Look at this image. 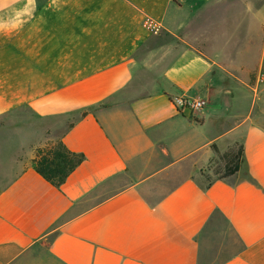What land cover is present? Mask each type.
Returning a JSON list of instances; mask_svg holds the SVG:
<instances>
[{"label": "crops", "instance_id": "0c3cea01", "mask_svg": "<svg viewBox=\"0 0 264 264\" xmlns=\"http://www.w3.org/2000/svg\"><path fill=\"white\" fill-rule=\"evenodd\" d=\"M263 39L264 0H36L0 33V264H264V117L217 137V107L174 101L222 97L259 62L233 67L238 44ZM78 112L62 136L86 160L59 189L34 149ZM238 137L246 177L203 187L212 145Z\"/></svg>", "mask_w": 264, "mask_h": 264}, {"label": "rangeland", "instance_id": "374dc122", "mask_svg": "<svg viewBox=\"0 0 264 264\" xmlns=\"http://www.w3.org/2000/svg\"><path fill=\"white\" fill-rule=\"evenodd\" d=\"M249 17L252 18V15ZM158 36L159 38L162 37L163 41L169 40L168 37L164 35V33H160ZM258 40L260 41L259 38ZM154 44H156V42ZM154 44L147 47L144 52L146 53L150 51ZM244 48L245 50L250 51V53L245 52ZM243 56L249 59L247 62L251 65L254 64L256 60L259 61L258 64H256V68H254L253 72L246 78L241 77V75L239 77L230 76L227 78H220L218 80L219 83H217V88L221 90H231L232 94L228 95L224 93L222 97L212 96L210 99H206L208 106L205 110H209L210 108L214 109L215 107L218 109L217 113L210 120L211 125L215 129V135L217 137L224 136V134L229 129L233 128V126L237 124L238 118L245 117L248 114L253 113V111H256V108L258 109L256 112L260 113L264 117V45L255 44L254 46L249 47L246 45V43H239L237 56L232 58L230 57L233 61V67H237L242 64ZM242 80L247 81L248 85H243ZM241 86L247 87V89L245 90V95L242 96L244 98V103L239 104L240 110H238V102L236 99L241 96L239 93V91H241ZM98 111H100V109L96 108L92 109L90 112ZM28 113H30V110L24 109L17 112L16 115L24 116ZM83 115L84 112H78L74 114L69 118L66 127L56 132L55 135L62 136L63 132ZM215 147H217L218 152H216ZM212 151L214 153L212 162L210 165L203 167L201 176L197 178L198 182L203 187H206L215 178L226 176L228 171L232 169L236 163L243 166L241 171L238 173V180L246 177V166L242 163L241 156L242 137H238L236 142L234 140H226V142L221 143V146L218 142H216L214 145H212ZM229 179L231 182H233L236 180V177H229Z\"/></svg>", "mask_w": 264, "mask_h": 264}, {"label": "trees", "instance_id": "16d2710c", "mask_svg": "<svg viewBox=\"0 0 264 264\" xmlns=\"http://www.w3.org/2000/svg\"><path fill=\"white\" fill-rule=\"evenodd\" d=\"M73 124L70 126L72 127ZM216 152H218L217 147ZM34 166L37 172L55 187L61 189L69 177L85 162L86 156L72 152L65 144L63 136H52L48 133L47 142L34 149ZM242 163L247 168L244 147L242 146ZM21 160H24L21 157ZM243 166L236 163L226 176L218 177L227 180L238 174Z\"/></svg>", "mask_w": 264, "mask_h": 264}, {"label": "clouds", "instance_id": "9594fccd", "mask_svg": "<svg viewBox=\"0 0 264 264\" xmlns=\"http://www.w3.org/2000/svg\"><path fill=\"white\" fill-rule=\"evenodd\" d=\"M19 0H0V33H11L21 29L33 18L36 0H25L22 8L15 5Z\"/></svg>", "mask_w": 264, "mask_h": 264}, {"label": "built area", "instance_id": "2783aa9c", "mask_svg": "<svg viewBox=\"0 0 264 264\" xmlns=\"http://www.w3.org/2000/svg\"><path fill=\"white\" fill-rule=\"evenodd\" d=\"M174 101L182 114L190 116L197 115L198 113L204 111L208 106L207 100L203 98H177Z\"/></svg>", "mask_w": 264, "mask_h": 264}, {"label": "water", "instance_id": "95a60500", "mask_svg": "<svg viewBox=\"0 0 264 264\" xmlns=\"http://www.w3.org/2000/svg\"><path fill=\"white\" fill-rule=\"evenodd\" d=\"M225 94L231 95V94H232V91H231V90H227V91L225 92Z\"/></svg>", "mask_w": 264, "mask_h": 264}]
</instances>
